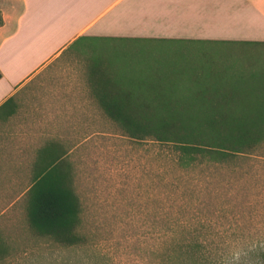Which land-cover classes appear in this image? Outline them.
<instances>
[{
  "label": "rangeland",
  "instance_id": "374dc122",
  "mask_svg": "<svg viewBox=\"0 0 264 264\" xmlns=\"http://www.w3.org/2000/svg\"><path fill=\"white\" fill-rule=\"evenodd\" d=\"M39 2L44 7L39 13L67 10L63 8L67 4L55 0ZM64 15L52 20L30 11L33 24H44L41 35L40 28L35 29L37 44L69 26ZM107 22L108 16L96 24L103 27ZM115 25L116 32L128 35L123 34V20ZM94 30L27 82L15 97L16 114L0 122V171L15 172L21 192L29 184L26 172L36 150L49 141L62 145L73 168L88 248L52 245L30 229L22 194L8 209L11 196H4L0 236L7 248L0 264H161L162 228L169 222L201 219L215 228L210 239L218 245L234 240L228 238L233 229L247 226L252 233L264 234L262 164L250 162L237 173L224 169L184 172L166 161V146L131 140L104 116L95 100L77 97L84 94L86 66L97 59L115 64L120 80H129L134 71L145 78L141 70L155 64L157 71L163 70L158 71L160 83L175 81L174 92L179 96L185 93L182 81L191 76L223 78L229 86L236 83L245 91L256 90L253 94L258 99L243 95L254 104L264 97V44L137 41L133 36L101 37ZM73 38L77 35L67 36L61 45ZM76 102L88 105L87 110L75 114L64 105Z\"/></svg>",
  "mask_w": 264,
  "mask_h": 264
},
{
  "label": "trees",
  "instance_id": "16d2710c",
  "mask_svg": "<svg viewBox=\"0 0 264 264\" xmlns=\"http://www.w3.org/2000/svg\"><path fill=\"white\" fill-rule=\"evenodd\" d=\"M154 66L141 70L147 74L145 78L135 76L134 71L125 87L112 84L111 96L97 99L104 116L131 140L166 146V161L184 172L224 169L237 173L259 163L264 177V97L252 104L243 95L256 90L245 91L236 83L229 86L212 75L183 80L185 93L179 96L174 92L178 84H161L158 71L163 70ZM16 110L12 96L0 106V122L14 116ZM66 157L62 145L55 141L36 150L29 165V184L22 192L26 217L30 229L52 245L87 249L82 207ZM248 228L233 229L228 238L234 240L219 246L210 239L215 228L201 219L169 222L162 228L159 259L161 264H264V234ZM237 231L241 232L235 239ZM6 248L0 236V263L6 258Z\"/></svg>",
  "mask_w": 264,
  "mask_h": 264
},
{
  "label": "crops",
  "instance_id": "0c3cea01",
  "mask_svg": "<svg viewBox=\"0 0 264 264\" xmlns=\"http://www.w3.org/2000/svg\"><path fill=\"white\" fill-rule=\"evenodd\" d=\"M39 1L0 0V106L8 98H15L27 82L94 28L95 35L107 38L133 36L174 44H264V0H55L67 4L63 7L67 10L51 9L46 14L39 13L44 9ZM32 10L52 20L65 14L70 27L58 29L49 41L37 44L35 29L39 27L41 35L44 24H33L29 18ZM106 16L107 24L97 27L96 22ZM118 20H123V34L128 35L116 32ZM72 35L77 38L61 45ZM108 63L95 59L86 66L85 90L77 96L79 99L97 103L98 98L111 96L112 84L126 86L130 79L120 80L121 72ZM81 104L64 105L78 114L88 107ZM11 173L0 171V210L6 209L4 196H11L7 209L21 198L19 182L15 183L19 176Z\"/></svg>",
  "mask_w": 264,
  "mask_h": 264
}]
</instances>
